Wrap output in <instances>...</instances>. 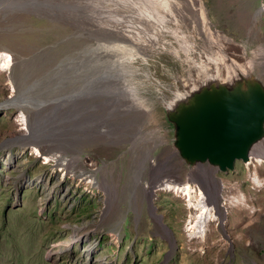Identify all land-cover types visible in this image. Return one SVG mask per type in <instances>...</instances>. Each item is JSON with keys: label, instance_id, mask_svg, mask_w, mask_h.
I'll return each instance as SVG.
<instances>
[{"label": "rangeland", "instance_id": "374dc122", "mask_svg": "<svg viewBox=\"0 0 264 264\" xmlns=\"http://www.w3.org/2000/svg\"><path fill=\"white\" fill-rule=\"evenodd\" d=\"M21 1L17 5L15 0H0V50L28 59L19 78L22 86L19 91L30 101L47 103L39 111L37 121H45L58 101L66 100L59 104L55 118L64 129L62 140L33 145L41 153L51 149L67 158H86L83 164L77 163L73 172L59 170L52 165L54 162L43 163L41 156L29 149L24 151L32 144L26 145L21 140L11 145L12 153H24L15 158L10 168L0 167V264H86L91 246L94 247L92 264H264V184H258L257 188L251 181L255 168L264 178V160L259 165L238 159L234 169H217L212 171L215 176L205 171L191 181L204 191L209 201L211 196L216 199L211 205L221 201L214 191V182L219 179L232 185L229 196L240 190L248 202L243 207L227 203L229 212H220L217 220L210 222L205 237L191 239L185 225L195 209L187 205L181 194L166 190L155 192L153 205L162 217L163 226L151 214L142 182L156 181L163 172H152L147 164L143 168V180L139 182L136 177L135 156H142L141 146L143 150L150 148L153 160L158 161L182 141L180 125L165 107V102L173 97L171 88L176 87L175 79H179L181 88L183 77L189 76L184 54L179 50L178 56L170 48L181 45V40L170 32L176 23L166 21L162 45L158 51L150 50L147 60L138 57L124 63L127 67L122 75L138 88V95L144 100L140 108L146 115L142 128L147 133H159L157 139L161 140L159 143L156 138L139 141L130 130L131 124L127 127V123H120L111 87L85 89L90 76L100 70V63L89 59L94 55L92 51L96 52L104 39L102 45L116 44L104 34L101 36L104 29L114 30L110 18L122 17L124 23L134 28L139 26L134 25L136 20L131 23L127 20L131 12L119 4L122 0ZM203 1L211 27L223 31L242 44L249 56H254L256 63L249 75L264 88V56L257 54L264 47V0ZM140 2L147 7V0ZM157 2L153 0V5ZM116 5L121 7L117 9ZM105 16L108 22L102 24ZM147 24L144 20L142 26L147 29ZM183 30L198 34L191 23L183 26ZM195 41L198 55L205 42L204 34L197 35ZM116 48L112 49L117 51ZM7 79V73L1 71L0 103L17 93L16 87L9 89ZM87 98L92 101H82ZM19 109L28 117L29 132L35 129L26 109L16 105L0 107V143L12 134L22 133L14 125ZM105 128L110 136L101 133ZM116 133L122 140L113 138ZM93 161L97 164L93 165ZM189 168L190 164L184 162L180 169L184 182L190 181ZM84 171L92 172L98 179L105 176L116 192L107 194L101 186L91 185L87 181L89 177H82ZM205 176L212 188L210 194L199 181ZM25 177L35 180L33 186L26 187ZM128 182L135 185L134 194L128 193L131 188H124ZM47 191H51L53 198L45 204ZM67 242H73L69 250H66Z\"/></svg>", "mask_w": 264, "mask_h": 264}, {"label": "bare ground", "instance_id": "6f19581e", "mask_svg": "<svg viewBox=\"0 0 264 264\" xmlns=\"http://www.w3.org/2000/svg\"><path fill=\"white\" fill-rule=\"evenodd\" d=\"M147 1V7L142 5L140 0H122L120 3L118 2L123 7L130 9L128 11L126 9V12H131L128 13L129 18L127 20L130 23L132 20H136L137 23H134V25L139 26H135L134 28L131 24L124 23L122 17L110 18L109 21L113 25L114 30L104 29L103 33L101 32V36L107 37L108 40H113L116 44L102 45L105 41L104 39L103 43L98 45L100 47L96 49V52L95 50L92 51L94 55H90L92 57L89 59L96 63L99 62L100 70L97 73H93L92 78L90 76V81L86 83L85 89L93 90L99 88V86H103L101 88L111 87L114 90V92L110 93L111 98H114L117 103L116 110L119 112L117 116L122 120L120 123H125V125L127 123V127L131 124L130 130H133L135 133L134 137L139 141L148 142L156 138L157 143L161 142L160 139H157L159 133H147L142 128L141 122L143 123L146 115L144 114L145 110L140 111V108L144 105V100L138 95V88L129 84L126 77L122 74L126 71L127 67H125L124 63L138 57H142L145 60L150 55V50L154 51L155 49L158 51L159 46L162 45L161 39L165 35L163 31H166V21L172 20L176 23V28L173 31H169L176 39L181 40V45L179 48L174 46L170 48L178 56L181 55L179 50L184 54L183 59L188 64L189 76L183 77L181 88L178 84L179 79H175L176 87L171 88L173 97L165 102V107L179 123L183 140L180 146L178 145L179 147L172 150V153L164 155L158 161L153 160L150 148L143 150L141 146V149H139L142 150V156H135V161L137 162L135 174L139 182L142 181L143 179L141 178H143L145 171L143 168L147 164V168L150 171L163 172L161 173L163 174L162 177L161 175L160 177L158 176L159 179L156 181L142 182L144 194L150 201L151 214L158 220L160 226H163L162 217L157 215L153 205L155 192L158 190L175 191L177 195L181 194L184 197L189 207L195 209L194 213H190L191 216L185 225V231H187L189 239L191 237H199V235L205 237L204 234H206V229L210 225V222L216 221L220 212H224L223 214L229 212L227 203L238 207L247 206V196L240 190H237L234 195L229 196L232 185L219 179L215 181L217 183L214 182V191L217 196L221 197V201L218 204L211 205L212 202H216V199L211 196V201H209L204 191L197 185H193L191 181L195 180L197 176L205 171L213 175L212 171H217V169L222 171H227L228 168L234 169L235 162L238 159H242L245 163L250 161L253 163L254 161L256 164L261 165L264 160V88L261 82L251 78L249 75L256 63L254 56H249L242 44L234 41L223 31L211 27V20L203 0H158L154 5L153 0ZM15 2L17 5L22 3L21 0H15ZM108 4L111 5V3ZM121 5H116V8H120ZM156 9L157 11H155ZM106 18L107 16H105V19L102 18V24L108 22ZM144 20L148 23L146 25L147 29L145 26H142ZM190 23L194 26L193 31H197L198 34L184 32L183 26L190 25ZM125 25L127 26L125 27ZM202 34H204L205 42L200 46L201 48L197 55L195 51L198 44L195 41V37ZM114 46L117 47V51L112 49ZM257 54L264 56V47H260ZM27 61L28 59L17 57L7 50H0V72L4 71L7 73L9 89L15 87L17 89V93L1 102L0 107L16 105L19 108L26 109L35 128L31 133L29 132V129H27L28 117L23 113V109H19V113L15 118L16 120H20L21 123L26 124L25 130L18 136L15 135L5 139L1 142L0 147H7L6 151H9L12 144L21 140L25 141L26 145H32L26 146L24 151L29 149L35 155L41 156L44 160L43 163L51 161L54 162L52 165L56 164V167H58L59 162H66L67 164L62 166L61 170L66 171L67 169L73 172L78 162L80 164L85 162L86 156L82 160L74 157L67 158L66 156L57 155L51 149H47V151L41 153L35 147L36 145H33V143H46L54 139L56 141L62 140L60 136L64 129H62L63 126L59 123L60 120H56L55 118L58 113L57 111H59L57 109L60 108L59 104L66 100L60 99L58 104L56 103L55 110L52 111L45 121H37L39 111L47 103L30 101L19 91L22 88L19 78H21V74L24 72L23 67ZM119 69L122 70L119 71ZM18 71L19 73H17ZM70 98L73 97L71 96ZM89 100L91 98L82 101L87 102ZM78 101L76 100V102ZM245 112L251 118H247L248 115L246 116ZM114 122L117 121L114 120ZM243 123H250L252 130H249V127L247 129ZM49 129L53 131H47ZM101 133L110 136L107 129L106 131L102 129ZM113 138L122 140L119 133H116ZM132 148L135 153L136 147L134 144ZM24 151H17L13 155V158L24 153ZM184 162L190 164L188 173L189 182H184L180 178V169ZM96 164V161H93V165ZM104 165L106 166V163ZM247 166L249 167V165ZM81 174L79 173V175ZM92 175V172L86 173L84 171L82 177L84 179L85 177H89L87 181H90L91 185L101 186L107 194L116 192L105 176L98 179ZM24 179L26 187L33 186L34 179L29 177H25ZM199 181L204 185L206 192L210 194L212 188L210 183H208V177L205 176L203 180L200 177ZM251 181H253L257 188H259L258 184H264V178L259 176L256 168L253 171ZM19 188L20 186L17 188L16 195L19 193ZM124 188L127 190L131 188V191H128L130 193L132 191L135 192L136 187L131 182H128ZM52 198L51 191H47L43 201L47 204L49 199ZM72 245L73 242H67L66 250L71 249ZM93 248L91 246L87 250L86 264H92Z\"/></svg>", "mask_w": 264, "mask_h": 264}, {"label": "built area", "instance_id": "2783aa9c", "mask_svg": "<svg viewBox=\"0 0 264 264\" xmlns=\"http://www.w3.org/2000/svg\"><path fill=\"white\" fill-rule=\"evenodd\" d=\"M14 125H15V129L17 132H22L23 130H25V123H21L20 120H16V118L14 119ZM14 134H12L11 136H13ZM10 136V137H11ZM9 138V137H8ZM7 139V138H6ZM5 140V139H4ZM3 140V141H4ZM2 141V142H3ZM1 144V143H0ZM12 147V146H11ZM10 147V148H11ZM3 148V147H0V149ZM7 149L4 148L3 151H1L0 153V167H2V169H7V168H10L11 166H13L14 164V161H15V157L13 158V155L16 153H12L9 149V151H6ZM7 153V155H5ZM61 164V165H60ZM67 163L66 162H59V165H58V169L61 170L62 166L66 165ZM56 164H54L55 166ZM79 174V173H78ZM77 176V174H76Z\"/></svg>", "mask_w": 264, "mask_h": 264}, {"label": "water", "instance_id": "95a60500", "mask_svg": "<svg viewBox=\"0 0 264 264\" xmlns=\"http://www.w3.org/2000/svg\"><path fill=\"white\" fill-rule=\"evenodd\" d=\"M246 113V112H245ZM248 114L246 113V116H247ZM247 118H251V116H247ZM243 125L248 129V127H249V130H252V128H250V123H243ZM181 129V128H180ZM182 135V134H181ZM182 140H183V138H182Z\"/></svg>", "mask_w": 264, "mask_h": 264}]
</instances>
